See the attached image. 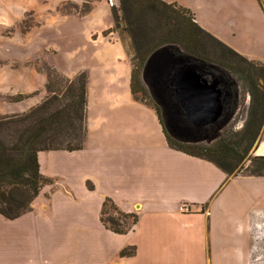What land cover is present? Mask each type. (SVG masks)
<instances>
[{
	"label": "crops",
	"instance_id": "0c3cea01",
	"mask_svg": "<svg viewBox=\"0 0 264 264\" xmlns=\"http://www.w3.org/2000/svg\"><path fill=\"white\" fill-rule=\"evenodd\" d=\"M91 1L85 12V0H56L52 6L42 0L25 8L34 27L26 35V47L16 44L26 54L14 60L23 64L31 83L25 93L9 95L5 102L12 103L13 95L32 97L35 79L46 85L45 65L73 78L65 65L39 57L50 47L40 42L48 33L59 36L63 28L78 26L88 31L89 41L72 62L79 68L76 75H88L87 135L80 151L38 154L40 173L52 183L30 211L15 219L0 214V264H254L264 249V196L257 195L264 193V177H227L212 163L168 145L163 128L178 141L198 143L193 135L203 133L192 132L210 123L196 127L179 117L186 137L167 132L153 107L132 95L127 47L117 31L108 33L114 27L112 9L105 0ZM162 1L188 9L203 30L241 56L258 59L218 29L242 21L249 27L251 15L243 14L248 4ZM69 5L71 11H66ZM13 114L21 113L0 116ZM250 155L264 157V129ZM251 187L260 191L248 194L245 189ZM106 200L119 212L136 216L128 233L104 227L100 214ZM181 205L190 211L180 212ZM126 248H134V255L121 257Z\"/></svg>",
	"mask_w": 264,
	"mask_h": 264
},
{
	"label": "trees",
	"instance_id": "16d2710c",
	"mask_svg": "<svg viewBox=\"0 0 264 264\" xmlns=\"http://www.w3.org/2000/svg\"><path fill=\"white\" fill-rule=\"evenodd\" d=\"M112 12L114 27L110 32L120 30L128 36L130 50L137 54L138 61L141 58L140 46L150 31L153 35L158 33V41L162 45L182 44L185 54L181 56L201 64L212 63L215 69L218 67L232 84L235 83V90L238 85H244L249 105L242 136L246 132H255L258 141L264 129V63L247 59L217 40L194 22L188 9L176 3L119 0L118 7ZM237 61L244 67H240ZM130 63L131 92L135 98L137 93H144L142 87V90L137 89L142 79L143 60L140 59L136 67L131 60ZM43 70L47 77L44 100L25 113L0 116V214L7 219H15L30 211L41 190L52 183L40 173L38 154L80 151L86 140L87 73L69 79L53 67L45 65ZM255 75L261 77L262 85ZM25 99L28 97L16 95L9 101L18 103ZM147 105L153 107L163 126L159 106L156 103ZM163 131L171 148L212 163L227 177H236L244 170L249 172V177H264V157L248 158L247 150L238 152L219 143L204 146L200 142H181L170 137L164 128ZM245 160L249 162L246 167L243 164ZM100 216L104 227L116 234L128 233L137 221L135 215L119 212L109 200L103 203ZM134 253V248H126L120 256L130 257Z\"/></svg>",
	"mask_w": 264,
	"mask_h": 264
},
{
	"label": "rangeland",
	"instance_id": "374dc122",
	"mask_svg": "<svg viewBox=\"0 0 264 264\" xmlns=\"http://www.w3.org/2000/svg\"><path fill=\"white\" fill-rule=\"evenodd\" d=\"M40 1L42 0H0V56L2 57V60L7 59L5 62L0 61V72L2 73V76L0 75V113H25L31 106L34 105L35 107V105L40 104L46 96L45 82H39L37 79H35L34 86L31 88L33 89L31 91H35L32 97H29L28 99L22 100L18 103H8L5 102L6 100L4 99L5 97L12 94L25 93L27 91L26 86L30 85L31 83V80L25 73V69L22 67L23 64L16 62L14 59H19L26 54L25 48H18L16 47V44L21 47H26L28 44V42L25 41V38L27 37L26 35L30 33L34 27L33 18L25 15L29 13V11L25 10V8L30 7L31 4H38ZM47 1V3L52 6L55 4L56 0ZM117 1V6L113 8L118 7L119 0ZM85 2L87 3H85L83 6L84 12L87 10V8H89L88 4H90L92 1L85 0ZM240 2L243 5L248 4V10L243 11V14L246 16L247 13H250L251 15V23H249V27H247L246 23L242 21L240 25L235 24V26H233L231 24H226L224 27L220 26L218 29H222L224 35L231 41L239 40V42L245 44L246 47L254 54L253 57L258 58L257 60L264 63V9L262 7V2L261 0H241ZM111 9L110 14L112 15ZM66 11H71V5L66 7ZM243 18L244 17H242V19ZM61 32L62 35L58 33L59 36L55 32L51 34L48 33L46 36H44L45 41L42 38L40 45L45 43L50 47L47 52H44L39 57L48 61L50 65L57 64L58 62L61 65H65V67H68V71L74 73L72 78L74 79L78 75H76L75 71H77L79 68H76L72 62L75 60V58L82 56V54L87 50L86 48L89 43L87 39L88 31L82 30V28L76 26V28H67L66 31L63 28ZM118 33L123 43L126 45L132 65L135 67L139 65L140 59L143 60V67H145L150 57L159 51L165 53V51L168 50V52L175 56H181L185 54L182 44L179 42L162 45V43L158 41V33L153 35L149 31L144 37L145 42H143L140 46L139 55L141 58L138 61L136 59L137 54L135 55L133 51L130 50L131 43L128 36H126V34L120 30ZM30 36L32 35L30 34ZM166 54H162L163 57L161 60L158 58L156 59V62L159 65L150 74V81L152 78L154 81L158 82L161 81L163 77L164 80L167 79V72L173 68V63L171 62V59H167L168 55ZM233 62L236 61L233 60ZM237 62L240 67H244V64L239 61ZM204 64L207 67L203 70V77L208 81H213L215 78L220 81L218 88L223 93L221 97L223 111L220 117L214 122H211L205 126L204 130L198 131L197 129L196 131L192 132L193 134L202 132V135L196 134L193 136L198 138V142L204 146L219 143L225 148H231L237 150L238 152L247 150V157L253 158L250 154L257 141L255 132H246L244 136H242L247 108L249 105V96L247 95L246 90H244V85L241 84V87L238 85V89L235 90V83L232 84V82L217 69L218 67L215 69V66L212 63L204 62ZM180 67L181 65H177L176 69H179ZM143 69L140 72V79ZM162 71H164V76H162ZM171 72L173 71L171 70ZM255 76V79H257L258 83L262 85L263 80L261 77H258L259 75ZM23 81H26V83ZM138 85L139 87L137 86V89L142 90L143 88L144 93H137L135 95V99L147 104H155L151 92L145 82L141 79ZM140 87L142 88L140 89ZM39 88L41 89L40 92L37 91ZM235 102L236 105H234ZM159 109L161 110L160 107ZM160 114L164 119L162 110ZM230 114L232 117L226 123V119ZM263 125L264 122L262 123V126ZM243 164L244 167H246L249 165V162L245 160ZM248 173L249 172L247 170H244V172H240L239 175L248 176ZM245 191L250 194L251 192L260 191V189L251 187L245 189ZM237 192L238 189L236 193ZM257 195L262 200L264 193L262 194V192H259ZM254 264H264V249L259 250L258 261Z\"/></svg>",
	"mask_w": 264,
	"mask_h": 264
},
{
	"label": "water",
	"instance_id": "95a60500",
	"mask_svg": "<svg viewBox=\"0 0 264 264\" xmlns=\"http://www.w3.org/2000/svg\"><path fill=\"white\" fill-rule=\"evenodd\" d=\"M167 53V54H166ZM166 54L171 59L173 68L167 72V79L161 81H150V74L158 67L156 59H162ZM177 65H181L179 69ZM207 66L189 57L175 56L165 51L154 53L147 61L142 80L147 85L155 103L163 111L165 127L173 137H186L184 131L178 124V118L189 122L196 127L214 122L222 114L221 102L222 91L218 88L220 81L214 79L208 81L203 77V70ZM165 71V70H164ZM162 71V76H164ZM200 72V73H198ZM161 76V77H162ZM230 114L226 123L231 119Z\"/></svg>",
	"mask_w": 264,
	"mask_h": 264
},
{
	"label": "built area",
	"instance_id": "2783aa9c",
	"mask_svg": "<svg viewBox=\"0 0 264 264\" xmlns=\"http://www.w3.org/2000/svg\"><path fill=\"white\" fill-rule=\"evenodd\" d=\"M117 2H118L117 0H106L107 6H108L109 8L116 7V6H117ZM178 210H179L180 212L187 213V212L190 211V208H189L188 206H186V205H181V206L178 208Z\"/></svg>",
	"mask_w": 264,
	"mask_h": 264
}]
</instances>
